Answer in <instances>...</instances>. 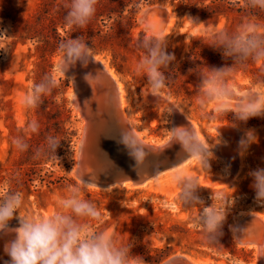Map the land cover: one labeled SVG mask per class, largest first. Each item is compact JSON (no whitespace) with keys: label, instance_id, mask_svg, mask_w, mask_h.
I'll return each instance as SVG.
<instances>
[{"label":"rangeland","instance_id":"obj_1","mask_svg":"<svg viewBox=\"0 0 264 264\" xmlns=\"http://www.w3.org/2000/svg\"><path fill=\"white\" fill-rule=\"evenodd\" d=\"M68 1L0 0V34H2L0 35V186L8 183L11 188L23 193L24 205L20 209L21 215H50L57 210V200L65 195L67 186L79 184L72 170L76 163L75 151L81 134L82 120L69 104L70 81L67 78L57 76L53 72V68H51V73L56 80L62 78L69 81L66 101L72 111V121L76 131L74 142L67 153L61 157L56 155L55 162L47 161L36 166H30L29 163L21 164L19 162L21 152L16 150L12 144L13 138L19 135H25L26 138L33 137V133L27 130V124L31 121L39 123L37 132V135H40L39 139L45 137L46 140L47 136L53 135V131L47 130L49 119L45 116L39 118L35 108H27L22 102L25 94L34 84L36 73L39 70L37 64L40 59L36 48L38 43L34 41H28L25 44L16 42L14 28L30 19L43 4H45V8L50 5L49 9H54L56 5ZM155 4H160L161 7L168 8L173 13L175 30L171 34L175 36L185 35L182 42L185 45L192 35L204 34L207 32V28L214 27L212 25L206 27L204 24H194L189 19L193 18L190 12L182 9L177 1L171 3L168 0L165 3ZM151 5L145 6L140 13ZM224 21L225 18L222 19V23ZM60 31L62 32V29ZM141 33L148 35L138 16V26L133 31V39L138 40ZM2 49H6L7 52ZM60 54L61 52L51 59L52 66ZM96 55L102 56L113 67L107 53ZM113 69L123 83L128 112L145 140L162 142L171 134L172 112L170 113L171 107L167 104L165 95L173 99L178 107L183 109L185 114L198 124L202 136L211 142L216 141L219 136L213 129H205L206 123L228 124L254 132L256 140L242 156L241 170L232 181L228 182L224 179L231 169L229 164L222 159L223 157L222 160L218 161L210 159L208 169L199 161L191 169L187 168L180 172L197 180L200 186L197 194L203 200L204 207L219 208L224 204L223 198L229 200L232 198V203L226 207V220L223 225L228 227L235 244L239 248H245V253H250L248 260H245V254L242 251H238L235 255L220 254L209 247L199 246L196 250L184 248L170 255L182 253L196 260L228 264L252 263L257 258V251L251 247H242L237 243L234 236V224L237 217L243 216L249 211H256L264 215V205L256 202L255 191L251 187L253 179L249 175L251 171L257 168H264V117H256L257 124L252 126L222 122L218 119L219 114L214 111V105L209 104L205 109L197 106L190 107L182 98L173 97L166 90L162 91L160 99L155 98L150 93L151 89L147 85V78L141 73L138 72L139 75L134 76L128 73L122 74L114 67ZM229 83L235 87L237 93H244L249 90L264 93V86L252 85L249 76L239 74ZM210 111H213V115L202 121L200 117ZM59 139L61 140V138ZM234 151L231 149L229 154L232 152L234 154ZM176 174L177 172L164 176L152 188L113 189L109 191L88 188L82 191V197L95 203L103 216V222L89 221V223L96 230H108L114 233L117 241L123 244L138 243L142 237V242L146 246L154 249L163 248L166 244L165 236L159 233L163 235V241L158 244L152 243L149 239L150 235L158 232L141 235L140 232L144 229L142 226L136 227L134 225L135 222L139 221L134 216L146 213L150 205L151 210L158 212L164 221L187 223L189 227L195 229L192 223L194 217L199 214L200 206L188 209L181 205L178 199L179 188L173 180ZM216 174L221 177L215 176ZM58 177L64 178L61 184H50L52 179ZM207 177L218 178L220 182L215 184L212 180L208 182L203 179ZM226 182L228 183L226 184ZM151 254L156 255V252L152 251Z\"/></svg>","mask_w":264,"mask_h":264},{"label":"clouds","instance_id":"obj_2","mask_svg":"<svg viewBox=\"0 0 264 264\" xmlns=\"http://www.w3.org/2000/svg\"><path fill=\"white\" fill-rule=\"evenodd\" d=\"M233 2L235 3V0ZM97 4L98 0H71L64 17L65 24L69 27L85 28L94 18ZM244 6L264 11V0H244ZM189 19L194 24H200L194 18ZM149 30L152 29H146ZM206 31L212 41L208 45L221 51L225 59L231 58L233 64L221 68L201 67L203 71L197 70L200 107L214 105L216 113L224 116L232 113L236 122L246 123L250 118L264 117V93L253 90L237 93L235 87L229 83L231 73L236 67H245L249 62L264 65V26L244 22L232 32L216 30L214 27L207 28ZM161 36L162 33L152 36L142 34L137 41V47L143 53L138 70L147 77L150 93L158 98H161L162 91L169 87L171 77L166 76L165 71L175 60V56L166 51L167 43ZM58 49L62 53L59 69L63 73L78 61L86 66L89 57H94L92 48L86 44L83 36L61 40ZM2 50L7 52L6 49ZM56 86V78L46 75L32 85L23 98V104L27 108L38 107L43 103V97L50 94ZM173 107L182 112L176 106ZM172 111L171 107L170 113ZM27 130L37 133L39 123L29 122ZM170 132L171 140L166 146H169L170 142L179 143L183 150L180 154L182 158L186 154L187 159L198 160L209 168V160L213 158L212 152L209 151L210 145L199 139L191 125L173 127ZM255 140L254 132L246 131L238 142L239 154L243 156ZM60 141L56 136H47L45 145L35 149L34 158H57L56 150ZM119 142L135 161L136 169L143 174L148 166L149 153L145 150L148 146L135 135L132 128L123 126ZM12 144L22 153L30 147L25 135L14 137ZM150 151L157 153L151 149ZM160 174L161 172L157 171L154 178H158ZM249 175L253 179L251 187L255 191V200L264 205V168H257ZM81 177L78 185L67 186L65 195L57 200V210L50 215H21L20 209L24 205L23 193L11 188L8 183L0 186V238L14 234V237L4 244L3 251L10 258L4 264H145L141 256L131 254V242H118L114 233L96 230L89 223L103 222V216L95 203L81 195L82 191L97 187L96 181L92 179L91 182H85ZM173 180L179 188L178 199L183 207L190 209L200 206L192 226L201 230L209 243H217L226 220V207L232 203V198H223L224 204L219 208L204 207L203 200L197 194L200 186L195 178L177 172ZM14 218L18 220V227L9 226V222Z\"/></svg>","mask_w":264,"mask_h":264},{"label":"trees","instance_id":"obj_3","mask_svg":"<svg viewBox=\"0 0 264 264\" xmlns=\"http://www.w3.org/2000/svg\"><path fill=\"white\" fill-rule=\"evenodd\" d=\"M167 1L98 0L94 18L83 29L69 27L64 22L71 0L56 5L54 9H49L50 5L45 8V4H43L30 19L15 26L14 36L16 42L25 44L28 41H34L38 43L36 48L40 60L37 64L39 70L36 73L34 83H38L46 75H52L51 59L60 53L58 45L61 40L70 37L75 39L79 36L85 38L86 44L92 48L94 53H107L110 56L111 65L118 72L133 74L134 76L141 73L144 76L138 70L143 53L137 47L138 40L135 41L132 34L138 26L139 13L145 6ZM176 1L182 9L189 11L191 16L200 24H204L206 27L212 25L217 28L216 30L232 32L244 22H254L264 26V11L246 8L244 0H235V3L233 0H170L171 3ZM223 18H225L224 23H222ZM161 39L167 43L166 51L175 56V60L165 71V75L170 76L171 80L169 87L164 90L173 97L182 98L190 107L201 108L198 104L199 75L197 70L203 71L204 69L201 67L231 66L233 60L231 58L225 59L221 51L208 45L212 42L208 32L192 35L186 45L182 43L185 35L170 34L161 37ZM239 74L249 76L252 85L264 86V65L249 62L245 67H236L231 73L230 81ZM68 88L69 81L59 78L57 86L50 94L44 96L43 103L35 108L39 118L45 116L49 119L47 130L53 131V136L58 139L61 138L60 146L56 150V155L59 157L69 151L76 137L72 111L66 101ZM212 115L213 111H210L200 118L203 121ZM255 118H250L244 123L234 121L232 113L227 116L219 114L218 117L222 122H233L247 126L257 124ZM32 136L26 138L30 147L28 151L21 152L19 162L21 164L29 163L30 166L40 165L47 161L55 162V157L34 158L35 149L44 146L46 140L45 137L39 139L40 135L38 136L37 133H33ZM62 179L64 178H54L50 184H61ZM134 217L139 220L134 225L136 227L142 226L144 229L140 232L141 235L158 232L166 238V244L163 248L154 249L146 246L142 242V237L138 243L133 244L131 254L141 256L145 264L160 263L176 251L184 248L196 250L197 246L209 247L220 254L235 255L238 251H242L245 254V260H248L250 253H245V248H239L235 244L227 226L223 225L222 235L217 238V243H209L201 230L192 229L187 223H168L161 218L158 212H153L150 205L146 213ZM152 251H155L156 255H152Z\"/></svg>","mask_w":264,"mask_h":264},{"label":"water","instance_id":"obj_4","mask_svg":"<svg viewBox=\"0 0 264 264\" xmlns=\"http://www.w3.org/2000/svg\"><path fill=\"white\" fill-rule=\"evenodd\" d=\"M147 8H150L147 12L150 27L156 33L163 32L168 26L166 9L162 8L160 4H153ZM61 58L62 53L55 59L52 66L53 72L57 76L67 78L70 81L69 104L82 120L81 134L75 151L76 163L72 170L78 181L82 176L81 179L85 182H91L94 179L99 188L108 189L115 186L139 188L156 179L154 177L157 171L161 172L159 175L161 176L191 160L187 159L186 154L183 158L181 157L180 154L183 150L179 143L170 142V145L166 146L171 140V134L162 142L148 141L143 137H138L122 108L117 80L100 60L89 57L86 66L78 61L74 66L70 65L63 73L59 69ZM233 103H235V100ZM190 125L198 136L193 123L182 116L177 119L174 111H172L171 129L177 126L189 127ZM224 125L221 124L216 129L221 133L220 135L217 132L219 136L217 140H223L224 137L228 138L235 134L226 132ZM122 126L132 128L135 135L148 146L145 148L149 153L147 157L148 166L143 174L136 169L135 161L129 156L125 146L119 142ZM200 140L206 145L217 141L211 142L204 137ZM150 149L157 153H152ZM174 166L176 167L172 168ZM203 179L211 182L209 177ZM258 214L262 215L256 211H249L243 216L237 217L234 224V236L240 246L258 247L264 244V222ZM9 226L18 227V220H11ZM13 237L14 234L0 238V264H4L5 261L10 259L4 253L3 248L5 242ZM149 239L152 243L158 244L163 241L164 237L159 233H152ZM157 264L228 263L201 261L186 254L177 253ZM243 264L259 263L255 259L252 263Z\"/></svg>","mask_w":264,"mask_h":264},{"label":"bare ground","instance_id":"obj_5","mask_svg":"<svg viewBox=\"0 0 264 264\" xmlns=\"http://www.w3.org/2000/svg\"><path fill=\"white\" fill-rule=\"evenodd\" d=\"M162 8H164V7H162ZM149 9L150 8L144 9L139 14V21L142 23V25L144 26L145 30L149 29V28L152 29L150 27L149 18L147 17V12H148ZM165 9L167 11V16H168V26H167V28L163 32H160V33H156L153 29L149 30V31H147L148 35H154V34H161L162 33L161 37H163V36L170 35L172 32H174V30H175L174 15L168 8H165ZM92 55L96 59L100 60L104 64V66L111 72V74L115 77V79L117 80V84H118L119 92H120V96H121V105H122V108H123V110L125 112V115L127 116L128 121L133 125L138 137L142 138V133H140V131L137 129L131 114L128 112L126 92L124 90L123 83L121 82L120 77L118 76L117 72L113 69V67L110 66L109 62L106 59H104L102 56L96 55L93 51H92ZM70 92H71V90H70ZM165 99L167 101V104L170 107L173 108L175 117H177V119H178V117L182 116L186 120H188L191 123H193L195 125V127H196V130H197L199 138L203 139V136H202V133H201V130H200V127L198 126V124L195 121H193L192 119H190L185 114L183 109H180L178 107V105L176 104V102L173 99H171L167 95H165ZM173 106H176L182 112H180L179 110H176ZM220 125L221 124H216V123H206L204 125V127H205V129H213L214 131L218 132L216 129ZM224 127L227 130L226 132L235 133L234 136L232 135L233 137L229 136L228 138L224 137L223 140L222 139L221 140H217L213 144H209L210 145L209 151L212 152V154H213V158L212 159H214L215 161L216 160L218 161V160H220L223 157L222 159H224L227 162V164H229V168L231 170L229 171L227 176L224 177V179L226 181L230 182L237 176V174L241 170V167H242V156L240 154L238 155V153H239V151H238V142L240 141L242 135L248 130L244 129V128L234 127L233 125H228V124L224 125ZM234 129H235V131H234ZM218 133L221 135L220 132H218ZM218 141H219V143H217ZM231 149L235 150L234 154H233V152H232V154L231 153L229 154V151ZM196 162H199V161L195 160V159H191L187 163H185L184 165H182V166H180V167H178V168H176V169H174L172 171H169V172L159 176L158 178L150 181L149 183H147L146 185H144L142 187H144V188H152L155 185H157L164 176H167V175H170V174H174L176 172H182V171L186 170L187 168L191 169L194 166V164H196ZM215 176L221 177V176H218L217 174ZM210 179L213 180V182H215V184L220 182V180L218 178H211L210 177ZM228 182H226V184ZM142 187H139V188H142ZM130 188H135V187H131V186H115V187L108 188V189L99 188V187H92L91 189H98V190L102 189V190H108L109 191V190H113V189H118L119 190V189H130ZM258 215L262 218V220L264 222V216H262L260 214H258ZM13 220H17V219L14 218ZM247 247L254 248L257 251V258H256L257 262L259 264H264V244H262V245H260L258 247L257 246L253 247V246H249V245Z\"/></svg>","mask_w":264,"mask_h":264}]
</instances>
